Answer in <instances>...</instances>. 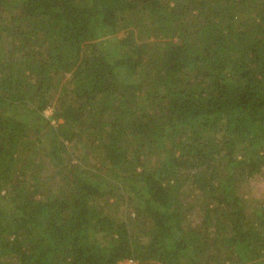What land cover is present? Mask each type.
<instances>
[{
	"label": "trees",
	"instance_id": "trees-1",
	"mask_svg": "<svg viewBox=\"0 0 264 264\" xmlns=\"http://www.w3.org/2000/svg\"><path fill=\"white\" fill-rule=\"evenodd\" d=\"M249 180L264 0H0V264H264Z\"/></svg>",
	"mask_w": 264,
	"mask_h": 264
},
{
	"label": "rangeland",
	"instance_id": "rangeland-1",
	"mask_svg": "<svg viewBox=\"0 0 264 264\" xmlns=\"http://www.w3.org/2000/svg\"><path fill=\"white\" fill-rule=\"evenodd\" d=\"M153 39L154 38H148L147 41H151ZM134 79H138L139 83H140V81L143 82V79H141L140 75L136 76ZM134 79L132 81L135 83ZM144 81H145V79H144ZM144 88H145V86H144ZM50 113L51 112L49 109L45 112L46 115H49ZM45 174L46 175L48 174L47 170H46ZM250 181L251 180L246 181V184L241 185L240 192L243 193L247 199H252L253 202L255 199H258V200L264 199V195H263L264 194V184H262V185H260L259 183L254 184L255 186L252 187L250 185ZM54 183H57V182H54ZM250 189H251V191H250ZM193 218H195V219L197 218V215L195 213L193 214ZM119 264H137V263H135L134 261H131V260H124V261L119 262Z\"/></svg>",
	"mask_w": 264,
	"mask_h": 264
}]
</instances>
